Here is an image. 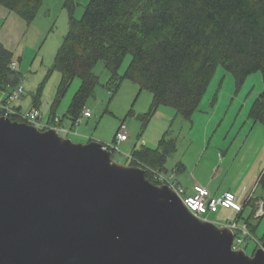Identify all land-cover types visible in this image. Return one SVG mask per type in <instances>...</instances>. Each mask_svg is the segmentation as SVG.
Instances as JSON below:
<instances>
[{"label": "water", "instance_id": "95a60500", "mask_svg": "<svg viewBox=\"0 0 264 264\" xmlns=\"http://www.w3.org/2000/svg\"><path fill=\"white\" fill-rule=\"evenodd\" d=\"M113 157L0 115V264H264Z\"/></svg>", "mask_w": 264, "mask_h": 264}, {"label": "trees", "instance_id": "16d2710c", "mask_svg": "<svg viewBox=\"0 0 264 264\" xmlns=\"http://www.w3.org/2000/svg\"><path fill=\"white\" fill-rule=\"evenodd\" d=\"M41 1L0 0V5L31 19ZM126 55L130 63L120 77ZM99 61L109 72V83L126 78L152 94L146 118L160 106L189 118L218 65L232 72L237 85L260 71L263 91L248 116L264 128V0H90L79 19L71 18L55 57L54 67L61 73L57 100L73 78L81 81L65 115L73 124L98 83L92 69ZM11 62L0 44L2 91L19 83ZM173 148V140L162 138L155 149H133L131 165L164 170ZM145 175L154 183L149 172ZM257 187L264 192V168ZM258 199L264 209V194ZM252 208L254 216L256 207ZM246 225L252 234L255 228Z\"/></svg>", "mask_w": 264, "mask_h": 264}, {"label": "rangeland", "instance_id": "374dc122", "mask_svg": "<svg viewBox=\"0 0 264 264\" xmlns=\"http://www.w3.org/2000/svg\"><path fill=\"white\" fill-rule=\"evenodd\" d=\"M89 2L90 0H42L31 19L0 5V44L10 54L12 62L16 63L14 69L18 86L23 89L19 100L14 101L11 107L19 108L21 114L33 107L37 108L41 115V126L46 124L49 116L63 119L66 125L72 122L65 115L81 81L78 77L73 78L57 100L61 73L54 67L55 57L68 33L71 18L79 19ZM130 59L129 55L124 57L118 70L120 77L125 74ZM92 72L98 77V83L83 107L90 111L91 117L84 118L81 109L77 122L72 124L74 128H84L86 138L80 141L72 134H60L74 143H86L88 140L101 142L110 147L113 159L118 163L130 165L132 160L129 155L134 147L155 149L162 138L173 140L174 148L166 155L163 165L166 174L177 171L179 160L185 161L189 169L181 174L176 172L174 175L177 179L178 176L185 175L198 184L207 181L209 184L213 182L214 187H217L220 179L218 181L215 176L211 180L213 168L209 169L214 160L220 164L224 161L226 152V156L232 160V167L226 169L225 176L229 178L232 173L233 178L238 171H245L255 159L257 152L253 154L246 149L249 141L241 149L249 134L252 133L257 141H260L258 135L264 140L262 126L257 125L259 132L258 128L253 130V122L248 116L254 100L263 91L260 71L249 74L241 85H237L232 72L218 65L189 118H183L168 106H160L146 118L152 102L149 91L126 78L109 83V72L102 61L96 63ZM11 91L12 89L0 90V106ZM122 123L125 124L128 139L116 142L115 135ZM238 152L242 156L239 166L235 159ZM200 160L202 163L195 172L194 167ZM255 164L259 168L264 166V152ZM253 194V205H246L240 216L238 209L234 207L219 209L202 217L218 226L237 220L238 229L246 222L249 223L255 229L252 237L243 245L248 255L254 254L264 237V218L252 215L255 210L252 206H257L258 197L264 192L255 186Z\"/></svg>", "mask_w": 264, "mask_h": 264}, {"label": "built area", "instance_id": "2783aa9c", "mask_svg": "<svg viewBox=\"0 0 264 264\" xmlns=\"http://www.w3.org/2000/svg\"><path fill=\"white\" fill-rule=\"evenodd\" d=\"M11 68L16 67L15 62H11L10 64ZM23 93V89L20 86H16L6 97V99L2 102L0 106V115L7 117L11 120L24 122L30 125H34L37 128L41 129V125L39 124V119L41 118V115L39 113V110L35 107L31 108L29 111H27L24 114H21L19 112V108H16L14 106L11 107V104L19 100L21 94ZM81 115L83 117H91L90 111L87 108L82 109ZM78 118L75 120V123L77 122ZM51 122L53 124H60L62 120L59 118H53L51 119ZM52 128V127H46ZM59 134L61 132L66 133V130L61 127L55 128ZM128 139V134L126 133V127L125 124L122 123L115 135L116 142H123ZM105 149L110 150L109 146L103 145ZM130 157V155H129ZM131 158V157H130ZM139 167H142L146 172H149L151 175V178L156 185H165L169 189H171L175 194H177L180 199L182 200V203L184 206L196 217L202 218L203 215L208 213H215L219 209H231V208H237L238 209V215L240 212L243 211L244 206L248 205L252 202V197L250 196L247 199L246 205L239 204V197L235 193L231 191H224L218 195H212L209 190L205 187H202L200 185H194L192 187V191L190 194L186 193V190L178 183L175 173L176 171L173 170L172 173L166 174L164 170H150L146 167H143L141 165H137ZM256 211L254 216L261 217L264 214L263 209V203L262 201H257ZM237 220H235L234 223L229 222L228 226L234 235L233 242L231 248L233 250H239L243 249V245L247 242L249 238H251V234L247 228V225L245 224L241 229H238L237 226ZM261 245V243H258V247ZM244 250V249H243Z\"/></svg>", "mask_w": 264, "mask_h": 264}, {"label": "crops", "instance_id": "0c3cea01", "mask_svg": "<svg viewBox=\"0 0 264 264\" xmlns=\"http://www.w3.org/2000/svg\"><path fill=\"white\" fill-rule=\"evenodd\" d=\"M84 118H87V117H84ZM67 119H69V118H67ZM61 120H62L61 125L66 130V133L72 134L73 136L77 137L78 140H80V141L86 138V132H85L84 128H81V126L74 128V126L72 125L73 122H71V124L66 125L65 121L63 119H61ZM40 123H41V118L39 119V124ZM61 125L60 124H51V118L49 116V119L47 120L46 124L42 125L41 128L42 129H44L46 127L56 128L59 126L61 127ZM257 125L262 126L260 123H254L253 122L252 129L254 130V129L258 128L257 132H259L260 128L257 127ZM261 128H262L261 131L263 130V133H264L263 126ZM251 134L252 133L249 134V136L245 139V141L243 142V144L241 146V149L244 148L246 141H249L248 146L246 148L247 151L249 150L253 154L255 152H257L255 155V159L253 160L252 164L247 168L248 170L245 169V171H243L241 173H239V171H238L237 173L234 174L233 178H232V173H231V174H229V178H227V176H225V172L227 171L226 169H228L229 167L230 168L232 167V160L226 156L227 153L225 152L224 161H221L220 164H217L216 160H214V162L211 164V166L209 168L211 170L213 168V176L211 177V180H213V178L215 176H217L216 178L218 181L220 179V183L217 185V187H214L213 182H210V184H209L207 181H201L200 184H198L195 181H192L191 179L187 178V176H185V175H180V176H178V179L176 178L178 183L186 190L187 194L191 193L192 187L194 185H200L202 187L207 188L212 195H218L224 191H231V192L235 191L234 193L236 195H238V197H239L238 203L241 205H246L247 199L250 196L252 197V195H254L253 194V188H255V186L257 187L258 176H259L261 170L264 168V166L259 168V166H257L256 164L254 165L257 158H259L261 153L264 152V140H263L261 135L260 136L258 135V138L260 139V141H257L253 137V135H251ZM64 137H66V136H64ZM66 138H68V137H66ZM90 141H93V140H88V142H90ZM139 148H141V146L137 147V148L134 147L133 149H139ZM241 149H240V151H241ZM236 157H237V158H235V159H237L236 164L239 166L242 163V156H241L240 152H238V156H236ZM201 163H202V160H200L196 164V166L194 167L195 172L198 169V167L201 165ZM215 164H217L216 167H215ZM187 168L189 169V166L187 167L185 161L179 160L177 162V166H176L177 171L176 172H177V174H181L183 171H185V169L187 170ZM232 179H233V181H232ZM247 191H250V192L248 193ZM246 195H248V196L246 197Z\"/></svg>", "mask_w": 264, "mask_h": 264}]
</instances>
